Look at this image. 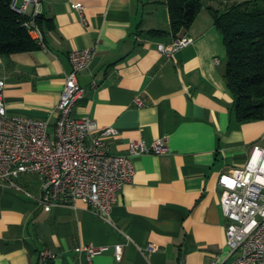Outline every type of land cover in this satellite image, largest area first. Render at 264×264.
<instances>
[{
	"label": "crops",
	"instance_id": "crops-1",
	"mask_svg": "<svg viewBox=\"0 0 264 264\" xmlns=\"http://www.w3.org/2000/svg\"><path fill=\"white\" fill-rule=\"evenodd\" d=\"M206 1L223 7L242 0ZM38 8L44 47L0 53L7 113L49 115L70 69L69 51L93 47L78 73L85 91L73 114L114 127L107 138L112 152L126 153L135 139H163L167 150L132 158L133 178L119 190L109 217L81 200L42 203L36 173L20 174V188L0 184V264H208L223 258L227 219L217 177L243 166L254 144L264 147V116L236 118L223 35L209 11L201 8L174 36L164 0H39ZM182 36L192 40L172 54L160 50ZM118 242H124L120 261L111 250ZM89 243L109 249L89 259L78 248ZM43 249L53 256L42 260Z\"/></svg>",
	"mask_w": 264,
	"mask_h": 264
},
{
	"label": "built area",
	"instance_id": "built-area-1",
	"mask_svg": "<svg viewBox=\"0 0 264 264\" xmlns=\"http://www.w3.org/2000/svg\"><path fill=\"white\" fill-rule=\"evenodd\" d=\"M29 4L34 8L24 24L39 46L44 47L42 31L34 19L40 13L39 0H22L20 5L12 0L11 6L24 13ZM75 6L81 8L79 3ZM191 40L188 36L177 37L169 45L160 44V50L172 54ZM94 53L93 47L69 51L70 69L64 75L58 100L45 117L8 114L3 96L5 81L0 78V184L20 188L16 182L20 174L36 173L41 180L42 203L73 205L81 200L97 216L109 217L119 190L133 178L132 158L147 152H164L167 146L163 139L150 143L135 139L126 153L112 152L107 138L116 133L114 127H99L90 117L73 114L74 105L85 91L78 73L88 66ZM91 85L96 82L92 80ZM134 101L138 106L144 104L139 97ZM217 185L227 219V250L223 258L208 264H264V147L254 144L246 163L220 172ZM78 248L90 259L109 246L89 243ZM147 249L154 247L149 244ZM111 250L115 260L120 261L124 242L113 244ZM39 256L45 260L53 254L43 249Z\"/></svg>",
	"mask_w": 264,
	"mask_h": 264
},
{
	"label": "trees",
	"instance_id": "trees-1",
	"mask_svg": "<svg viewBox=\"0 0 264 264\" xmlns=\"http://www.w3.org/2000/svg\"><path fill=\"white\" fill-rule=\"evenodd\" d=\"M169 31L175 36L186 30L205 7L222 33L226 47L225 79L234 95V112L239 121L264 116V0L234 1L223 7L206 0H164ZM12 0H0V53L31 50L39 43L24 22L30 15L15 10ZM43 15H35L42 28ZM42 30V29H41ZM152 28L150 32L161 33Z\"/></svg>",
	"mask_w": 264,
	"mask_h": 264
},
{
	"label": "rangeland",
	"instance_id": "rangeland-1",
	"mask_svg": "<svg viewBox=\"0 0 264 264\" xmlns=\"http://www.w3.org/2000/svg\"><path fill=\"white\" fill-rule=\"evenodd\" d=\"M18 3V2H17Z\"/></svg>",
	"mask_w": 264,
	"mask_h": 264
}]
</instances>
